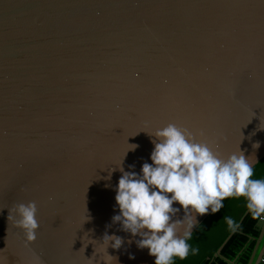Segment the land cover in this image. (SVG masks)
<instances>
[{
    "label": "water",
    "instance_id": "obj_1",
    "mask_svg": "<svg viewBox=\"0 0 264 264\" xmlns=\"http://www.w3.org/2000/svg\"><path fill=\"white\" fill-rule=\"evenodd\" d=\"M169 123L264 159V0H0V264H154L112 217ZM29 201L33 242L8 220Z\"/></svg>",
    "mask_w": 264,
    "mask_h": 264
},
{
    "label": "clouds",
    "instance_id": "obj_2",
    "mask_svg": "<svg viewBox=\"0 0 264 264\" xmlns=\"http://www.w3.org/2000/svg\"><path fill=\"white\" fill-rule=\"evenodd\" d=\"M150 135L154 137L152 163H144L139 175L119 168L122 175L115 195L119 214L112 217V223H119L122 231L139 236L137 247L146 248L154 257V264L185 260L192 251L188 241L199 223L196 218L208 215L209 210L211 214L217 213L226 198L243 197L253 219L264 215V178L254 177L253 161L242 151L223 157L208 143L197 142L188 129L174 123ZM181 210L183 217L174 219ZM37 211L35 201L15 203L9 209L8 220L14 221L28 242L36 240L40 227ZM226 222L232 230L237 227L230 217ZM101 242L108 245L106 253L110 242L116 250L124 243L121 237L108 234Z\"/></svg>",
    "mask_w": 264,
    "mask_h": 264
},
{
    "label": "trees",
    "instance_id": "obj_3",
    "mask_svg": "<svg viewBox=\"0 0 264 264\" xmlns=\"http://www.w3.org/2000/svg\"><path fill=\"white\" fill-rule=\"evenodd\" d=\"M263 161L264 159L255 165L254 170ZM263 175L264 169L254 172L255 178ZM222 203L223 207L217 213H210L192 232L191 239L188 241L192 251L185 260L178 259V264H229L230 261L236 264H247L259 234L258 218L253 219L250 212L243 216L247 209L246 200L243 197L226 198ZM229 217L235 222L237 228L222 246L220 255L214 256L216 250L233 231L226 222V218Z\"/></svg>",
    "mask_w": 264,
    "mask_h": 264
},
{
    "label": "crops",
    "instance_id": "obj_4",
    "mask_svg": "<svg viewBox=\"0 0 264 264\" xmlns=\"http://www.w3.org/2000/svg\"><path fill=\"white\" fill-rule=\"evenodd\" d=\"M259 227H260V223H258V230H259ZM229 264H236V263H234V261H230Z\"/></svg>",
    "mask_w": 264,
    "mask_h": 264
},
{
    "label": "built area",
    "instance_id": "obj_5",
    "mask_svg": "<svg viewBox=\"0 0 264 264\" xmlns=\"http://www.w3.org/2000/svg\"><path fill=\"white\" fill-rule=\"evenodd\" d=\"M264 219V215L261 218H258V223H260Z\"/></svg>",
    "mask_w": 264,
    "mask_h": 264
}]
</instances>
